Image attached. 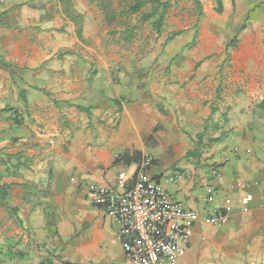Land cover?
I'll return each instance as SVG.
<instances>
[{
	"label": "crops",
	"instance_id": "crops-1",
	"mask_svg": "<svg viewBox=\"0 0 264 264\" xmlns=\"http://www.w3.org/2000/svg\"><path fill=\"white\" fill-rule=\"evenodd\" d=\"M9 1L0 17V213L20 227L0 235V264H123L119 226L90 189L115 187L146 157L147 174L200 214L177 264H215L202 251L219 240L228 246L220 264H264V49L248 46L229 69L223 57L173 60L197 32L151 26L149 51L138 55L114 41L121 34L90 0ZM244 1L235 0L238 23ZM169 173L183 179L168 183ZM246 192L254 202L243 213ZM214 210L228 220L209 223ZM223 227L240 230L235 251Z\"/></svg>",
	"mask_w": 264,
	"mask_h": 264
},
{
	"label": "built area",
	"instance_id": "built-area-1",
	"mask_svg": "<svg viewBox=\"0 0 264 264\" xmlns=\"http://www.w3.org/2000/svg\"><path fill=\"white\" fill-rule=\"evenodd\" d=\"M151 161L146 157L134 172L121 171L115 187L95 185L90 189L92 201L111 214L119 226L123 264H177L187 252L192 224L200 220L196 210L174 200L161 180L147 174ZM182 179L183 174L176 173L165 181ZM209 191L207 202L212 200L214 189ZM253 202L254 194L246 192L241 212L248 213ZM226 220L223 211L214 210L207 216L216 226Z\"/></svg>",
	"mask_w": 264,
	"mask_h": 264
},
{
	"label": "rangeland",
	"instance_id": "rangeland-1",
	"mask_svg": "<svg viewBox=\"0 0 264 264\" xmlns=\"http://www.w3.org/2000/svg\"><path fill=\"white\" fill-rule=\"evenodd\" d=\"M163 1L170 2V7L165 16L163 27H177L179 32H185L188 29L197 32L196 39L194 37L192 42L188 43L185 47H183V49L175 51V53L172 55L173 60H178L180 58H184L185 56L209 59L223 57L225 59L224 63H226L229 69L232 68L231 63L233 59L243 57L242 51L248 46L258 44L260 48L264 49V0H255V4L252 5H250L247 0L244 1L248 15L244 22L239 23L235 17V0H229L228 9H226L224 6L222 11L218 10V3L216 0H200L202 3L201 7H199L194 0ZM10 4L11 2L9 0L0 2V17L12 9ZM95 5L96 12L103 14L105 17L104 12L97 4ZM201 13H203V15H201ZM137 19L138 16L132 15L131 19L129 20L130 26L136 23ZM245 22L247 26L242 30L241 27ZM106 25V29L108 31L111 29L121 30L124 29V27L127 25V22L125 19L118 20L114 24H109L106 21ZM150 28V22H146L144 24L139 23L135 29L136 34L133 36V41V38L129 41H126L124 38H118L120 37L119 34H112V36L114 41H117L121 46H126V49L136 51L138 55H145L146 52L149 51L148 49L150 47V40H152L154 36L152 32L154 30H152V28V31L148 32ZM106 34L109 35L110 32ZM168 42L169 41H166L163 46L165 47ZM258 63H260V61ZM227 73L232 72L229 70L226 72V74ZM262 107L264 108V104H262ZM0 215V235L8 236L9 234H16V230H18L20 226L12 221V215L4 210H2ZM222 226L223 225H221V227ZM221 229V233L228 232V234H231L230 236H232V238H230L231 241L229 240L228 243L235 251L239 244H241L238 241L239 235L236 233L240 232V230L238 231L237 229L230 227H223ZM206 245L207 244H205V247L202 251L204 256L207 255L208 252L214 257V263L220 264L223 261V254L228 251L227 244L222 240H219L214 246L209 245L207 247ZM244 253L245 254L243 256L248 258L247 251ZM201 259H203V257H201L200 260Z\"/></svg>",
	"mask_w": 264,
	"mask_h": 264
},
{
	"label": "trees",
	"instance_id": "trees-1",
	"mask_svg": "<svg viewBox=\"0 0 264 264\" xmlns=\"http://www.w3.org/2000/svg\"><path fill=\"white\" fill-rule=\"evenodd\" d=\"M97 4L99 8L104 12L106 21L109 24H114L118 20L125 19L127 25L124 29H114V33L119 32L126 41H129L134 36V30L139 23L150 22L151 26L158 33H161L163 24L165 22V16L169 10L170 2L163 0H90ZM195 3L201 7L200 0H194ZM218 3V10L224 9L223 0H216ZM69 5V1H65ZM147 8V9H145ZM132 15L138 16L137 22L130 26L129 20ZM203 15V13H201ZM246 22L242 25L241 29H245ZM182 31L176 33L179 34ZM175 36V35H174ZM173 36H170V39ZM197 38V33L195 39ZM195 42V41H194ZM193 42V43H194ZM264 102V101H263Z\"/></svg>",
	"mask_w": 264,
	"mask_h": 264
}]
</instances>
